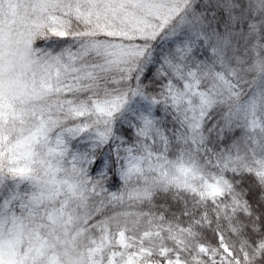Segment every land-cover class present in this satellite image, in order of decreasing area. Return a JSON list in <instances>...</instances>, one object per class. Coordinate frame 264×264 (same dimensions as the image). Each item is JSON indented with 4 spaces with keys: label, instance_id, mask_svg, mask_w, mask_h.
<instances>
[{
    "label": "snow or ice",
    "instance_id": "6c2138e0",
    "mask_svg": "<svg viewBox=\"0 0 264 264\" xmlns=\"http://www.w3.org/2000/svg\"><path fill=\"white\" fill-rule=\"evenodd\" d=\"M0 264H264V0H0Z\"/></svg>",
    "mask_w": 264,
    "mask_h": 264
}]
</instances>
